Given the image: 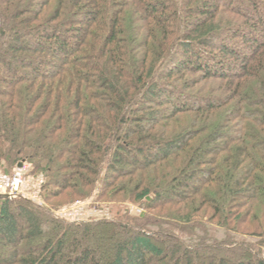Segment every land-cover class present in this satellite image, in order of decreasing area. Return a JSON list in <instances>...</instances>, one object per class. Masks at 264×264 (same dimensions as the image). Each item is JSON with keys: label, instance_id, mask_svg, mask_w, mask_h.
<instances>
[{"label": "trees", "instance_id": "1", "mask_svg": "<svg viewBox=\"0 0 264 264\" xmlns=\"http://www.w3.org/2000/svg\"><path fill=\"white\" fill-rule=\"evenodd\" d=\"M20 163L47 198L147 213L0 199V264H264V0H0V166Z\"/></svg>", "mask_w": 264, "mask_h": 264}, {"label": "rangeland", "instance_id": "2", "mask_svg": "<svg viewBox=\"0 0 264 264\" xmlns=\"http://www.w3.org/2000/svg\"><path fill=\"white\" fill-rule=\"evenodd\" d=\"M163 108H165V106L160 108V110ZM23 164L27 165L28 167L27 171L24 173L25 174L24 182H25V185L27 183L28 186L23 187V190L28 192V194L32 198V201H35V202L25 201V200H16V201L28 202L42 211L49 210L52 213L53 217H54V214L57 212H62L66 214H70V212L81 213L79 211V207H81V209H84L82 213L87 215V218H89L90 220L102 219L105 221H110L112 219L119 220L120 218L126 221V219H138L142 215L147 213L143 206V203L135 202L133 198L129 196L127 193H122V194L112 193L111 195H106L104 198H100L101 195H99V191L94 190L86 198L68 196L67 193L57 198H53V197L47 198L49 196L47 195V190L49 189L47 187V183H48L47 177L43 173L36 172L35 167L32 164H28V163H23ZM17 166L12 168L10 170V173L7 174V172H5V170L7 169L6 164L1 165L0 175L12 176ZM41 181H43V183L39 185L38 182L41 183ZM168 213L173 214V215L175 214L171 207ZM253 215H251L247 220L248 226L250 228H255V229L260 226L264 229V214L260 215L261 217L260 220H258L257 215L256 216H253ZM61 221L67 223L64 220H61ZM216 224H217V221L212 222V225H216ZM75 225H80V224H75ZM244 227L248 229L246 226ZM250 240L254 241L253 239H250ZM110 244L111 243H104V246L106 245L111 246ZM11 247H12L11 243L6 241L3 237H0V253L5 252L7 250L9 254L12 253L14 251V248H11Z\"/></svg>", "mask_w": 264, "mask_h": 264}, {"label": "built area", "instance_id": "3", "mask_svg": "<svg viewBox=\"0 0 264 264\" xmlns=\"http://www.w3.org/2000/svg\"><path fill=\"white\" fill-rule=\"evenodd\" d=\"M27 169H28L27 165L22 164L21 168L17 167L14 170V174L12 176L0 175V199H5L8 201L25 200V201L35 202L32 201V198L28 194V192L23 190V187L28 186V184L26 183L25 185L24 182L25 181L24 173L27 171ZM42 183L43 181H41V183L38 182L39 185ZM79 211L81 213L70 212V214H66L62 212H57L54 214V217L59 220H64L67 223H71V224H82L85 222L104 221L102 219L90 220L89 218H87V215L82 213L84 209H81V207H79Z\"/></svg>", "mask_w": 264, "mask_h": 264}, {"label": "water", "instance_id": "4", "mask_svg": "<svg viewBox=\"0 0 264 264\" xmlns=\"http://www.w3.org/2000/svg\"><path fill=\"white\" fill-rule=\"evenodd\" d=\"M18 168H21L22 167V163H20V164H18V166H17Z\"/></svg>", "mask_w": 264, "mask_h": 264}, {"label": "bare ground", "instance_id": "5", "mask_svg": "<svg viewBox=\"0 0 264 264\" xmlns=\"http://www.w3.org/2000/svg\"><path fill=\"white\" fill-rule=\"evenodd\" d=\"M44 188V187H43ZM43 204V203H42ZM100 205V204H99ZM103 206V205H102ZM41 208V207H40ZM50 209V208H49ZM111 209V208H110ZM112 211H113V209H112ZM115 214V213H114ZM117 214V213H116ZM116 216V215H115ZM114 218V217H113Z\"/></svg>", "mask_w": 264, "mask_h": 264}]
</instances>
